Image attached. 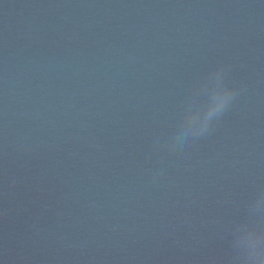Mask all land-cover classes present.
I'll return each mask as SVG.
<instances>
[{
	"label": "water",
	"instance_id": "obj_1",
	"mask_svg": "<svg viewBox=\"0 0 264 264\" xmlns=\"http://www.w3.org/2000/svg\"><path fill=\"white\" fill-rule=\"evenodd\" d=\"M0 264H264V0H0Z\"/></svg>",
	"mask_w": 264,
	"mask_h": 264
},
{
	"label": "clouds",
	"instance_id": "obj_2",
	"mask_svg": "<svg viewBox=\"0 0 264 264\" xmlns=\"http://www.w3.org/2000/svg\"><path fill=\"white\" fill-rule=\"evenodd\" d=\"M231 96L229 93H225L216 98V100L210 105L207 116L205 120H210L212 116L216 115L217 113L221 112L228 104Z\"/></svg>",
	"mask_w": 264,
	"mask_h": 264
}]
</instances>
